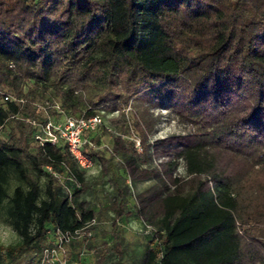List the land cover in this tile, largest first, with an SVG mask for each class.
<instances>
[{
	"label": "trees",
	"instance_id": "obj_1",
	"mask_svg": "<svg viewBox=\"0 0 264 264\" xmlns=\"http://www.w3.org/2000/svg\"><path fill=\"white\" fill-rule=\"evenodd\" d=\"M159 87L189 97V120L210 121L179 153L185 181L155 192L145 216L155 237L132 264H264V0H0V131L14 123L0 137V208L19 237L0 244V264L24 254L47 264L58 233L76 231L94 264H122L123 199L113 197L110 237L97 241L86 170L61 145L30 144L23 118H37L33 102L49 91L77 118ZM220 147L241 160L232 175L215 170L209 150Z\"/></svg>",
	"mask_w": 264,
	"mask_h": 264
},
{
	"label": "rangeland",
	"instance_id": "obj_2",
	"mask_svg": "<svg viewBox=\"0 0 264 264\" xmlns=\"http://www.w3.org/2000/svg\"><path fill=\"white\" fill-rule=\"evenodd\" d=\"M24 91H28L27 86H24ZM14 98L9 95L8 100L4 97L3 101ZM23 101L19 99V102ZM188 103L187 95L159 87L135 96L123 109L96 108L102 125L98 131L90 134L97 135V142L92 146L97 155L94 156L92 167L86 170L83 199L97 213L92 229V233L97 235V241L110 237L113 214L108 207L113 197L123 199L124 213L117 219L125 240L122 264H132L139 258L144 243L155 237V230L145 217L155 203V192L173 189L175 177L185 181L187 174L179 153L194 142V134L199 125H209V119L189 120L185 112ZM33 106L37 118H23L31 123L29 143L32 145L35 141L32 140L34 132L39 131L47 120L60 117L55 106L61 108V104L59 98L49 91L47 94H38ZM243 108L244 105H240L237 110L241 112ZM13 124V121L8 120L0 131V137L5 138ZM209 152L214 156L215 170L224 176L232 175L241 167V160L232 157L228 148H215ZM58 180L59 184H63L61 177ZM44 181L42 177V190ZM17 184L18 180L11 175L9 192ZM140 192H143L142 200L138 197ZM18 240L16 232L5 222L4 209L0 208V244H15ZM54 256L62 264H94L88 241L83 235L64 242L56 249ZM31 258L32 255L24 254L14 264H30Z\"/></svg>",
	"mask_w": 264,
	"mask_h": 264
},
{
	"label": "built area",
	"instance_id": "obj_3",
	"mask_svg": "<svg viewBox=\"0 0 264 264\" xmlns=\"http://www.w3.org/2000/svg\"><path fill=\"white\" fill-rule=\"evenodd\" d=\"M8 99V97H5ZM55 111L60 115L58 119L47 120L39 131L34 132V140L38 142H49L55 146H63L76 160L78 166L88 170L93 165V159L84 152L85 145L91 144L88 135L96 132L102 125V119L99 114L88 117L79 116L77 118L67 115L63 109L55 106ZM47 170L51 171V167L47 166ZM55 176L56 173H54ZM94 223V221H92ZM83 235L81 231L71 233H58L53 244L43 251V261L47 264H62L54 256L56 249L58 250L64 242L71 240L77 236ZM56 248V249H55ZM64 264V263H63Z\"/></svg>",
	"mask_w": 264,
	"mask_h": 264
}]
</instances>
